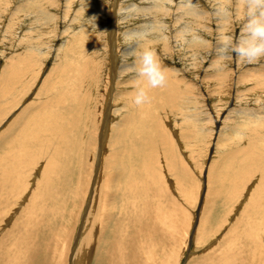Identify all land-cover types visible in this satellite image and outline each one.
Instances as JSON below:
<instances>
[{
	"label": "bare ground",
	"instance_id": "6f19581e",
	"mask_svg": "<svg viewBox=\"0 0 264 264\" xmlns=\"http://www.w3.org/2000/svg\"><path fill=\"white\" fill-rule=\"evenodd\" d=\"M138 1L112 0L107 13L92 0H61V6L59 0H0V42L17 41L0 62V264H264V104L254 112L237 110L242 94L264 90V62H242L230 48L246 42L245 26L264 20V7L243 13L238 4L244 36H225L229 52L210 57L214 49L203 54L210 45L203 33L212 23L223 36L230 0L215 1L213 11L197 0ZM85 10L103 15L82 20ZM131 17L139 23L132 25ZM168 31L180 42L176 48L199 50L190 57L212 61L209 72L203 73L208 66L201 71L212 96L233 88L232 78L242 86L230 90L221 110L204 104L215 124L207 139H215L207 146L206 171L212 168L216 181L210 190L194 186L179 148L154 115L156 99L190 91L166 62L175 51ZM146 49L164 75L160 86H149L139 70ZM45 57L52 65H41V81L22 99ZM127 71L132 74L124 76ZM141 91L147 99L136 104ZM171 98L167 106L176 110ZM91 102L99 103L98 111ZM193 111L189 120L195 122L199 111ZM224 122L238 133L245 126V135L236 137L243 144L235 152L226 150L215 163Z\"/></svg>",
	"mask_w": 264,
	"mask_h": 264
},
{
	"label": "rangeland",
	"instance_id": "374dc122",
	"mask_svg": "<svg viewBox=\"0 0 264 264\" xmlns=\"http://www.w3.org/2000/svg\"><path fill=\"white\" fill-rule=\"evenodd\" d=\"M101 1V2H100ZM139 2L138 0H127V4L126 5H128L129 3H131V2ZM215 1H217V0H197V2L198 3H200L201 5H202V8L204 9V10H206V11H210L211 9H212V11H213V9H215ZM229 1V0H228ZM92 2H95L97 5H100L101 7H103V9L105 10V12H107L108 13V11H110V9H111V7H112V5H111V3H112V0L110 1V0H92ZM141 2V1H140ZM61 3V0H59V4ZM75 3V0H74V2L72 3V4H74ZM124 3V2H123ZM226 3V4H225ZM224 3V5H225V7L224 8H226V11L227 12H231L228 16H229V25L227 26V30L226 29H224V33H223V36H221L222 34H219V32H217V31H215L216 29H214V25L212 24V23H209V26L208 27H210L208 30H209V33H207V34H205V33H203V37L205 38V39H208L207 41H208V44H210L209 46H207V48L206 49H208V50H203V54H206L208 51L210 52V50H212V49H214V50H212L210 53H209V55L208 56H210V57H212L213 56V54H215L216 53V51H218V52H221V51H223V52H229V50L228 51H226V49H225V45L226 44H224L225 42V39H224V37L225 36H227L228 38L230 37V34L231 33H234L235 35H236V37H237V39H238V36L239 37H241V36H244V32L240 29L241 28V26L242 25H244L243 24V22H244V20L245 19H242L241 18V16L243 15V13L245 12V11H248V8L251 6V8H252V12H259V10L262 8V7H264V3H261V0H254V2H253V0H230L228 3L227 2H225ZM251 3V4H250ZM204 4V5H203ZM241 5L242 6V8L244 9H242L241 11L243 12L241 15H240V13H238V11L236 10V8L239 6V5ZM222 5H223V3H222ZM257 5V6H256ZM59 6H61V4L59 5ZM236 6V7H235ZM255 6V7H254ZM106 7V8H105ZM230 7H232V8H230ZM248 7V8H247ZM254 7V8H253ZM60 8V10H61V7H59ZM70 8H72V7H70ZM68 9V11H71V9ZM98 10V9H97ZM95 11L94 10V12L95 13H93L92 11H88V10H85V11H83L82 13H81V16L83 17L82 18V20L84 19V20H89L90 18H93L94 16H96V17H98V18H100V15H103V13L102 12H98V11ZM67 11V12H68ZM92 12V13H91ZM233 12V13H232ZM83 14V15H82ZM87 14H88V16H87ZM93 15V17H92V15ZM239 14V15H238ZM89 15H91V16H89ZM250 15H251V13H250ZM20 16V15H19ZM87 16V17H86ZM211 17H212V15H210ZM218 15H215L214 14V17H217ZM230 16H232L231 18H230ZM247 16L249 17V14H247ZM251 16H253V15H251ZM134 17V16H133ZM133 17H131V18H129V20L131 21L132 20V18ZM135 17H138V19H140V20H142L143 19V14H138V15H136ZM235 17H236V19H235ZM169 16L168 15H164V16H162V18L161 19H163L164 21H167V22H171L172 21V18H169ZM253 18V17H252ZM69 19V18H68ZM135 18H133V21L131 22L132 23V25H134V24H137V23H139V21H137V19H135ZM171 19V20H170ZM231 19V20H230ZM103 21H104V19H103ZM135 21V22H134ZM102 23V22H101ZM122 23V22H121ZM119 24L120 26H123V25H125L126 23L124 22V23H122V24ZM172 23V22H171ZM170 23V24H171ZM240 23V24H239ZM40 24V26H38V28H40V27H43L42 25V23L40 22L39 23ZM42 24V25H41ZM179 24H182L181 22H179ZM178 24V25H179ZM60 25H62L61 24V22H60ZM131 25V26H132ZM213 26V27H212ZM232 26V27H231ZM135 27V26H134ZM212 27V28H211ZM177 28V27H176ZM175 29V28H174ZM214 29V30H213ZM96 32L94 31L93 32V34H95ZM171 33V32H170ZM225 33H227V34H225ZM247 34H250L249 32H246ZM166 34L169 36V42L171 43V41H172V43H171V45H173L174 47V49L173 50H175L174 52H171L170 54H171V57H170V59L169 58H166V62H167V64H169V66H172V67H175L176 68V70L178 71L177 72V77L180 79V80H178L179 82L178 83H180V86L183 88V89H186V88H189V92H185L186 90H184V91H182V92H179L178 91V94L176 93V95L174 96V98H173V95H171L170 97H172L173 98V106L174 107H176V110H172V109H170L168 106H167V102H169V99H170V97L169 96H166L165 97V99L162 97L160 100H158V99H156V101H157V108L155 109V112H154V115L155 116H157L158 117V119H160L161 121H162V123L164 124V126L166 127V130L168 131V134L170 135V137H171V140H172V142H173V144L175 143L176 144V146L179 148V151L181 152L180 153V156H181V160H182V163H183V165H184V167H185V169L189 172V174H190V177H191V175H192V178L191 179H193L194 181V186L196 185L197 186V188L199 189V186L202 184V186L204 187L205 185H207L208 186V188L207 189H212L213 188V185L215 186L216 185V181H215V179H214V176H212V174L215 172V171H213V172H211L210 170H212V168H210V170L208 171H206V169H209L208 168V162H209V156H211V152H212V150H211V148H208L207 149V146L209 145V143H210V146H212L214 143H213V141L215 140H212V142H210V141H208V140H210L211 139V136H214L215 134H213V132H212V129L215 127V124H213L212 122H211V120H210V118L208 117V115L206 114V112H205V109H204V104L207 106V104H209L208 102L210 101V103L212 104V105H214V106H216L215 108L216 109H218V110H221L224 106H225V104L227 103V100L230 98V93H232V91L230 92V90H232V89H235V90H240L241 88H242V86H240V85H238V84H236L235 85V80L232 78V81H230L231 82V85L233 86V88L232 87H229L227 90H226V92H224V94H220L219 95V97H214V96H212L211 94H210V92H209V89L211 88V84H209L210 83V81H208V80H204L203 78H204V76H205V74H203L204 72L206 73V72H209V65L212 63V61H210L209 59L207 60V58L206 59H203L202 61H200L198 58H196V59H194V58H191L190 57V54L192 53H195V52H197V51H199V50H196V49H194V50H190V49H186L185 48V45H178V47L176 48L175 47V43L174 42H176L177 40H175L176 38H174L173 36L172 37H170V34H169V31L168 32H166ZM221 36V37H220ZM248 36V35H247ZM37 37H40V36H37ZM14 37H9L8 38V40H3V43L2 42H0V57H2L3 55V57L2 58H0V62H3V58H5L6 56H8V55H10V53L13 51V49L15 48V46H16V40L15 39H13ZM102 38V40H103V37H101ZM171 38H173L172 40H171ZM38 39V38H37ZM85 39V38H84ZM40 40V39H39ZM2 41V40H1ZM13 41V42H12ZM57 41V42H56ZM50 43V41L49 42H47L46 43V45L47 44H49ZM53 43V42H52ZM51 43V44H52ZM59 43V40H57V39H55V43H53L54 45H57V44ZM174 43V44H173ZM178 43H180V42H176V44H178ZM4 44H7V45H4ZM51 44H49V45H51ZM82 46H84V45H82ZM11 47V48H10ZM182 47V49H179V48H181ZM217 47V48H216ZM231 47H233V46H231L230 45V48ZM7 49V50H6ZM9 50V51H8ZM11 50V51H10ZM101 50H99V52H100ZM104 50L102 49V51H101V54L103 55L104 54V52H103ZM202 51V50H201ZM6 53V54H5ZM8 53V54H7ZM174 53V54H173ZM202 53V52H201ZM3 54V55H2ZM100 54V57L102 56ZM6 55V56H5ZM200 56H203V57H205L204 55H200ZM47 57H45V59L43 58V60L42 61H40V63L37 65V68L35 69V72L33 73V75H32V77H31V79H30V81L29 80H27L26 78H24L22 81H25L26 83L28 82V84H26V94L24 95V97L22 98V99H29L30 98V93H31V91H32V89H33V87L35 86V84L37 85V83H38V81L40 82L41 81V79L39 78V74H38V72H39V70L41 69V65L42 64H46L44 67L46 68V66L48 65V66H51L52 65V63H53V60H51V59H49V61H48V59H46ZM104 58V57H103ZM120 60V59H119ZM119 60H117V63H118V61ZM48 61V62H47ZM255 61H257L256 63L258 64V61H259V65L260 64H262L263 62H264V58L263 57H261L260 59H258V60H255ZM255 61H254V63H255ZM262 61V62H261ZM51 62V63H50ZM126 62V61H125ZM129 62V61H128ZM223 62H225V61H223ZM242 62H244V61H242ZM226 63V62H225ZM227 63H228V61H227ZM227 63H226V65H227ZM230 63V62H229ZM104 66V65H103ZM204 68H206L207 66V69L205 70V71H203V73L201 74V71H202V69H203V67ZM43 67V68H44ZM227 67H229L230 68V66L229 65H227ZM44 68V71L46 70ZM38 71V72H37ZM132 74L131 72H124V76H128V75H130V74ZM200 74H201V76H200ZM198 75H199V77H198ZM204 75V76H203ZM181 77V78H180ZM198 77V78H197ZM40 79V80H39ZM198 79V80H197ZM62 80H64V78L62 79ZM183 80V81H182ZM196 80L198 81V82H196ZM21 81V82H22ZM206 81V82H205ZM208 82V83H207ZM35 83V84H34ZM188 85H190V86H188ZM249 83V82H248ZM32 84H34V85H32ZM182 84H184V85H182ZM199 86H197V85ZM202 84V85H201ZM207 85V86H206ZM247 85V84H246ZM245 85V86H246ZM178 86H179V84H178ZM187 86V87H186ZM194 86V87H193ZM204 86V87H203ZM244 86V85H243ZM29 87V88H28ZM186 87V88H185ZM191 87V88H190ZM202 87V88H201ZM209 87V88H208ZM241 87V88H240ZM20 88V87H19ZM18 88V89H19ZM22 88V87H21ZM198 88H199V90H200V92H199V90H198ZM23 89V88H22ZM203 89V90H202ZM17 90V88L15 89V91ZM193 90H195V91H193ZM205 90V91H204ZM259 89H257L256 91H258ZM23 91H24V89H23ZM205 92V94H204V92ZM229 91V92H228ZM28 92V93H27ZM203 92V93H202ZM207 92V93H206ZM182 93V94H181ZM200 93V94H199ZM209 93V94H208ZM228 93H229V95H228ZM179 94H180V96H179ZM188 94H190V96L188 95ZM207 94V95H206ZM255 94V95H254ZM256 94H257V96H256ZM199 95V96H198ZM246 95V96H245ZM32 98H33V93H32ZM197 96H198V98H200L199 100L197 99ZM211 96V97H210ZM245 96V97H244ZM175 97H177V98H175ZM252 97H253V99H252ZM11 98H18V97H14L13 95H11ZM171 98V99H172ZM216 98V99H215ZM37 100H39V99H41L40 97H37L36 98ZM204 99V100H203ZM240 99L242 100L241 102H239L240 104H239V106H238V109L237 110H240V108H246V109H249V107H251L252 108V110H253V112H254V110H256V109H254V106L255 107H259V106H261L262 104H264V90H261L260 89V91H258V93H253V94H251V96H250V93H245V94H242V97L240 96ZM255 99H257L258 101L256 102V100ZM16 101H17V99H15ZM193 100V101H192ZM198 100V101H197ZM252 100V101H251ZM166 101V102H165ZM191 101V102H190ZM196 101V102H195ZM206 101V102H205ZM216 101L218 102L217 104H216ZM220 101H222V103L220 102ZM255 101V102H254ZM161 102V103H160ZM179 102V103H178ZM203 102V103H202ZM226 102V103H225ZM248 103V104H247ZM92 104V105H91ZM91 104H90V107L91 108H93V109H95V111H98L99 110V107H97V105L99 104V103H92L91 102ZM193 104V105H192ZM247 104V105H246ZM251 106H250V105ZM245 105V106H244ZM92 106H94V107H92ZM99 106V105H98ZM159 106V107H158ZM199 106V107H198ZM201 106V107H200ZM220 106V107H219ZM96 107V108H95ZM189 108V109H188ZM250 108V109H251ZM180 109V110H179ZM162 110V111H161ZM188 110V111H187ZM193 110H195V113H196V111L198 110L199 111V115H197L195 118L197 119V121H195V122H192V121H190L189 119H190V114H193L194 113V111ZM202 110V111H201ZM180 112V113H179ZM98 113V112H97ZM177 113H179L178 115H177ZM206 114V115H205ZM201 115V116H200ZM236 115V114H235ZM238 115L239 114H237L236 115V118H238ZM191 116H193V115H191ZM199 116V117H198ZM185 117V118H184ZM165 118V119H164ZM175 118V119H174ZM172 119V120H171ZM195 119V120H196ZM199 119V120H198ZM175 120V121H174ZM165 123H164V122ZM179 121V122H178ZM206 121V122H205ZM238 121V120H237ZM192 122V123H191ZM174 123V124H173ZM194 123V124H193ZM206 123V124H205ZM208 123V124H207ZM168 124V125H167ZM230 124H231V127H229L230 126ZM236 124H238V123H236ZM194 125V126H193ZM204 127H203V126ZM229 125V126H228ZM235 124L234 123H231V122H224V123H222V125H221V127H220V130H219V132H218V135H217V140H216V146L214 147L215 148V150H216V154H215V156H214V158H213V160H214V162L215 163H219V159H220V157L221 156H223L224 155V153L226 152V150L227 151H232L233 152V150H234V152H235V150L237 149V146L239 147V146H241L242 144H243V141L242 142H240L241 140H238L236 137H241V136H244L245 134V126H241L240 127V131H241V133H238V132H234V128L236 127V126H234ZM183 126V127H182ZM197 126H198V132H197V134H195V127L197 128ZM228 126V127H227ZM234 126V127H233ZM97 127H98V124H97ZM168 127V128H167ZM191 127H193V128H191ZM203 127V128H202ZM206 127H210V128H206ZM225 127L228 129H225ZM169 128H172V130L173 131H170L171 129H169ZM182 128H183V131H182ZM187 128V129H186ZM180 129V130H179ZM185 129V130H184ZM176 130V131H175ZM188 130V131H187ZM192 130V132H190L191 134H189L188 132L189 131H191ZM203 130L206 132H203ZM207 130V131H206ZM224 130V131H223ZM226 130V131H225ZM175 131V132H174ZM231 131H233L232 133H234V134H236V135H234V134H232L231 133ZM173 134H171V133ZM178 132V133H177ZM181 132V133H180ZM210 132V133H209ZM228 132V133H227ZM202 133V134H201ZM205 133V134H204ZM208 133V134H207ZM230 133V134H229ZM93 134L96 136V132H93ZM174 134H175V136H174ZM211 134V135H210ZM213 134V135H212ZM220 134V135H219ZM180 135V136H179ZM195 135V136H194ZM209 135H210V138H209ZM234 135V136H233ZM188 136V137H187ZM192 136H194V137H192ZM258 136V135H257ZM97 137V136H96ZM173 137V138H172ZM185 138V141H183L184 140V138ZM192 137V138H191ZM201 137V138H200ZM180 138V139H179ZM191 138V139H190ZM175 141H174V140ZM179 139V140H178ZM182 139V140H181ZM206 141H205V140ZM208 139V140H207ZM220 139H222L221 141H220ZM176 141H177V143H176ZM208 141V142H207ZM183 142V143H182ZM199 142V143H198ZM202 142V143H201ZM197 143V144H196ZM212 143V144H211ZM174 144V145H175ZM204 144V146H202ZM218 144V145H217ZM185 145H186V147H185ZM193 145V146H192ZM198 145V146H197ZM189 146V147H188ZM191 146V147H190ZM206 146V147H205ZM232 147V148H231ZM190 148V149H189ZM194 148V149H193ZM200 148V149H199ZM235 148V149H234ZM196 149V151H198V152H196V151H194ZM201 149H204L203 151V153H202V150ZM220 151H219V150ZM222 149V150H221ZM201 150V151H200ZM211 152H210V151ZM190 151H192L191 153H190ZM221 152V153H220ZM231 152V153H232ZM198 153V154H197ZM200 153V154H199ZM219 153V154H218ZM182 154V155H181ZM187 154V155H186ZM191 154V155H190ZM195 154H197V157H196V155ZM207 154V155H206ZM185 155V156H184ZM203 156V158H202V156ZM205 155H206V157H205ZM209 155V156H208ZM195 156V157H194ZM182 157H184V159L182 158ZM190 157V158H189ZM200 157V158H199ZM185 162H184V161ZM203 160H205L204 161V164H206V165H204L203 164ZM213 160H212V162H213ZM218 160V161H217ZM196 161V162H195ZM187 163V164H186ZM199 164V165H198ZM213 164V163H212ZM201 166V167H200ZM203 166V167H202ZM199 168V169H198ZM197 169V170H196ZM203 171H202V170ZM202 171V172H201ZM200 173V174H199ZM205 173V174H204ZM211 173V174H210ZM207 174V175H206ZM210 175V176H209ZM200 176V177H199ZM206 176V177H205ZM206 178H208V179H206ZM206 181V182H205ZM204 182H205V184H204ZM208 182V183H207ZM213 182V183H212ZM201 183V184H200ZM207 183V184H206ZM209 184V185H208ZM210 186V187H209ZM205 188V187H204ZM196 205H198V204H196ZM195 205V206H196ZM79 224H80V222H78L77 223V226H79ZM186 254V253H185Z\"/></svg>",
	"mask_w": 264,
	"mask_h": 264
},
{
	"label": "clouds",
	"instance_id": "9594fccd",
	"mask_svg": "<svg viewBox=\"0 0 264 264\" xmlns=\"http://www.w3.org/2000/svg\"><path fill=\"white\" fill-rule=\"evenodd\" d=\"M264 3V0H261ZM264 16V11L261 13ZM246 30L250 32V36L246 42L233 45L232 51L236 53V58L244 62H252L264 57V20L258 22L250 21L246 26ZM231 38H226L230 40ZM227 59H231L228 56ZM140 72L147 77V83L151 87H157L164 83V75L159 67L158 62L152 51L144 50L140 56ZM147 97L141 91L140 95L136 98V104H140L142 100Z\"/></svg>",
	"mask_w": 264,
	"mask_h": 264
}]
</instances>
